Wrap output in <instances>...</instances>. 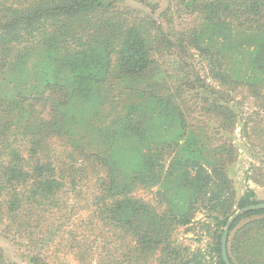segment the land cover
Here are the masks:
<instances>
[{
  "label": "trees",
  "instance_id": "obj_1",
  "mask_svg": "<svg viewBox=\"0 0 264 264\" xmlns=\"http://www.w3.org/2000/svg\"><path fill=\"white\" fill-rule=\"evenodd\" d=\"M131 2L149 5L0 0V236L25 240L29 264L58 247L79 264H224L227 220L264 203L252 189L236 199L229 175L239 128L247 179L264 186V0H168L159 24ZM192 51L216 85L192 88ZM162 58L178 61L172 74ZM188 90L196 118L179 102ZM242 91L256 106L243 123ZM193 224L206 253L176 237ZM226 250L264 264V209L238 215ZM0 264L16 263L0 249Z\"/></svg>",
  "mask_w": 264,
  "mask_h": 264
},
{
  "label": "rangeland",
  "instance_id": "obj_2",
  "mask_svg": "<svg viewBox=\"0 0 264 264\" xmlns=\"http://www.w3.org/2000/svg\"><path fill=\"white\" fill-rule=\"evenodd\" d=\"M148 6H143L139 3H125L122 4L121 8L126 11V6H130L135 14L139 15L140 18H150V20H155L158 24L160 22L159 16L161 12H163L168 6V0H147ZM178 14V13H177ZM176 14V15H177ZM180 17L177 18L175 15V26L178 29L184 28L190 24L191 19H189L186 14L179 13ZM189 57H185V61H183L185 65L186 72L188 74L187 80H191L193 82V87L198 92V89H202L201 86L205 84H211L212 86L216 85L209 78L208 70L205 61L197 55L194 51ZM158 64L164 69H168L169 73H173L177 63L174 64V61H170V58H162L158 59ZM171 91H175L177 85L172 83L169 84ZM217 87V86H215ZM115 90L114 95H117ZM201 92V90H199ZM237 100L241 102L240 104V112L238 114V118L241 117L242 123L249 118H253L255 114V104L253 100L249 97L246 91H242L238 96ZM118 101V100H117ZM182 105L183 110L185 111L190 118H196L198 115L194 112L198 111L200 107L198 104L200 103V99H196L190 90L185 92L182 96V102L179 101ZM196 104V105H195ZM234 142L239 147L238 156L235 164L229 170L230 179L233 182L235 198L241 197L248 189H252L255 193V200L264 201V186L255 185L254 182L247 176L250 175V165L254 164L255 161L250 157L247 152L248 145L246 144V139L241 136V131L237 128L234 132ZM81 183L79 188H82L83 191H87L88 187L90 188L91 182ZM139 195L150 198L151 193L145 191L138 192ZM202 216H198L197 219ZM181 228L177 231L176 237L177 239L189 245L192 249L201 248L206 253V246L209 242V237L203 233V229L197 225L193 224L189 227L188 230ZM1 231V230H0ZM27 242L25 240L19 243V246H15L14 243H11L9 239L2 238L0 236V249L2 250L5 258L10 259V261L15 262L16 264H29L28 259L25 258L28 253V248H26ZM58 252H53L54 250L50 249L48 254V264H79L74 258L73 254L67 252L62 247H58ZM23 254V257L21 256Z\"/></svg>",
  "mask_w": 264,
  "mask_h": 264
},
{
  "label": "water",
  "instance_id": "obj_3",
  "mask_svg": "<svg viewBox=\"0 0 264 264\" xmlns=\"http://www.w3.org/2000/svg\"><path fill=\"white\" fill-rule=\"evenodd\" d=\"M264 209V203L263 204H258L255 206H250L245 208L244 210H236L232 216L227 220L224 229H223V233L220 239V245H221V258L224 264H230L229 260H228V256H227V250H226V244H227V239H228V233H229V229L231 227V225L233 224V222L236 220V218L238 217L239 214H241V212H246V211H253V210H261Z\"/></svg>",
  "mask_w": 264,
  "mask_h": 264
}]
</instances>
